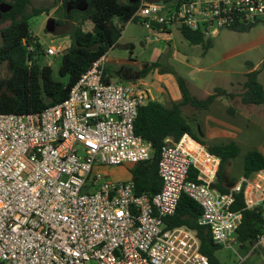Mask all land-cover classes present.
<instances>
[{
  "label": "built area",
  "instance_id": "2783aa9c",
  "mask_svg": "<svg viewBox=\"0 0 264 264\" xmlns=\"http://www.w3.org/2000/svg\"><path fill=\"white\" fill-rule=\"evenodd\" d=\"M134 19L157 35L185 27L212 37L264 23V0H141ZM156 41L147 36L145 44ZM106 70L103 56L62 103L41 113L0 114V264H211L193 231L166 226L184 195L201 206L199 225L215 244L236 242L242 213L233 205L243 184L225 194L215 188L221 159L188 134L163 146L154 196L138 194L133 179L97 177L154 155L135 131L140 107L153 101L150 89L111 81ZM244 193L248 208L264 202L255 185ZM257 245L264 247V234Z\"/></svg>",
  "mask_w": 264,
  "mask_h": 264
},
{
  "label": "trees",
  "instance_id": "16d2710c",
  "mask_svg": "<svg viewBox=\"0 0 264 264\" xmlns=\"http://www.w3.org/2000/svg\"><path fill=\"white\" fill-rule=\"evenodd\" d=\"M79 2L85 4L83 10L72 8ZM1 3V2H0ZM31 0H13L12 9L2 13V21L10 24L0 31V114L28 115L38 114L47 108L62 103L72 88L78 83L94 62L107 56L118 42L110 23L118 17L125 23L138 22L134 19L140 8L141 0H57L54 7L65 10L64 18L74 24L71 32L72 44L61 56L59 79L55 77L51 66L40 64L44 49L40 38L36 36L30 25L35 16L50 13V8H34L28 10ZM67 11V12H66ZM59 26L61 21L53 19ZM91 22L92 30L85 25ZM255 25L232 29L236 32H249ZM182 35L193 45H203L206 52L212 48L211 40L202 31L188 28L180 29ZM33 47V50L30 48ZM7 66L8 75L1 77V71ZM161 66L160 62L145 63L141 75L148 76ZM260 70L250 71L246 75L242 91L239 94L224 88H216L214 93L204 99L194 97L185 78L177 75V82L182 93V100L170 105L158 101H150L140 107L135 123L136 134L150 143L154 150L150 161L134 165L130 170L136 184L138 194L154 196L162 188L159 176L161 151L167 140L179 142L186 134L207 146L211 153L221 159L218 180L215 184L221 193H229L237 185L227 171L228 164L238 158L241 147L235 141L221 144H208L194 132L190 120L184 114L185 107L197 111H207L222 98L240 97L244 105H264V86L260 82ZM264 171V154L258 149L247 152L244 161V179ZM247 183H243V191L236 194L233 211L242 213V221L236 231V243L243 247L258 243L259 236L264 234V202L257 207L248 208L245 199ZM202 214L201 206L190 197L184 195L173 217L165 220L168 229L186 227L193 231L200 241V252L208 257L211 264H222L217 252L223 248L214 243L210 228L199 225Z\"/></svg>",
  "mask_w": 264,
  "mask_h": 264
},
{
  "label": "rangeland",
  "instance_id": "374dc122",
  "mask_svg": "<svg viewBox=\"0 0 264 264\" xmlns=\"http://www.w3.org/2000/svg\"><path fill=\"white\" fill-rule=\"evenodd\" d=\"M0 2L1 31L10 24L2 21L1 6L10 5L13 0H0ZM56 5L57 0H31L28 8L30 12L34 8L51 9L49 14L44 13L30 20L31 30L40 38L44 52L51 46L61 47L66 51L72 44L71 32L74 24L66 21L65 10L54 8ZM69 7V10L71 7L83 10L85 4L79 2ZM53 19L61 21V24L57 26ZM110 25L118 38V45L109 52V56L121 60V65L109 64V73L113 76H116L121 68L137 73L138 69L142 70L145 63L160 62L161 72L169 69L185 78L192 95L198 99L213 94L216 88H224L236 94L241 93L246 75L253 70L261 71L259 79L264 86V23L255 25L252 30L245 33L225 29L216 36L207 35L206 41L211 40L213 43L212 48L207 52L203 45H193L186 40L179 28H173L170 36H163L151 32L138 22L125 23L118 17L114 18ZM85 29L92 30V23L87 22ZM147 36H158L160 41L145 44ZM1 42L0 33V45ZM40 64L51 66L55 77L59 79L61 56H48L44 53ZM7 75V66H4L1 77ZM143 84L153 89H163V85L156 86L155 79H151L149 84ZM155 90L157 89H154V97H156ZM166 95L167 91L161 93L162 97ZM171 102L173 101H169L167 105ZM184 114L190 120L196 135L206 143L219 144L230 141L238 143L241 153L228 164L227 171L235 179L236 184H243L247 152L259 149L264 154V105H244L237 96L230 99L222 98L207 111L185 107ZM98 170L95 169L94 174ZM96 175L103 180H113L118 176L112 167L104 168ZM246 183L248 191H252L253 185L264 190V181L256 174ZM253 193L256 194V190ZM217 256L222 264H264V247L257 244L243 247L235 242L223 246L217 252Z\"/></svg>",
  "mask_w": 264,
  "mask_h": 264
},
{
  "label": "crops",
  "instance_id": "0c3cea01",
  "mask_svg": "<svg viewBox=\"0 0 264 264\" xmlns=\"http://www.w3.org/2000/svg\"><path fill=\"white\" fill-rule=\"evenodd\" d=\"M117 45H118V42L111 51H113L117 47ZM112 63H119V65H121V60H119L118 58H110L109 53H108L106 56V67H107L106 74L109 80L121 82L124 84L127 83L128 85H131V84H135L134 82L136 81L139 82L137 84H140L142 82L145 84H149L151 79H155L156 86L163 85V89L154 88V89H157L155 90L156 97H154V93H153L154 89L147 87L151 89L153 101H158L162 104H167L171 100L175 102H179L182 100V93L180 91L177 78H176L177 74L173 73L171 70L165 69L166 70L165 72H161L160 68H158V69L153 70L150 74H148V76L143 77L139 69L136 73V72L130 71L129 69L121 68L120 70H118L119 72H117V75L113 76L109 73V68H108L109 64L111 65ZM165 91H167V95L166 97H162L161 93L162 92L164 93ZM223 143H227V142H223ZM112 168L115 170V173L118 175L113 180L119 181V182H125V181H129L132 179V174L130 172V170L132 169V166L123 165V166L112 167ZM256 175H258L259 177L263 176L264 171L256 173ZM250 192L251 191L249 190V193Z\"/></svg>",
  "mask_w": 264,
  "mask_h": 264
},
{
  "label": "water",
  "instance_id": "95a60500",
  "mask_svg": "<svg viewBox=\"0 0 264 264\" xmlns=\"http://www.w3.org/2000/svg\"><path fill=\"white\" fill-rule=\"evenodd\" d=\"M147 1L150 2V3H155V2H160L161 0H147ZM11 9H12V6L8 5V4H3L1 6L2 13H6V12L10 11Z\"/></svg>",
  "mask_w": 264,
  "mask_h": 264
}]
</instances>
